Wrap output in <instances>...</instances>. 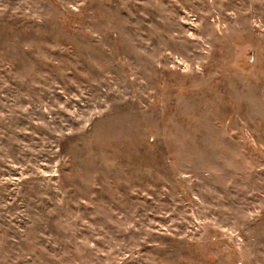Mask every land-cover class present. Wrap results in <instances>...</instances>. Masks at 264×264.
<instances>
[{"label": "rangeland", "instance_id": "rangeland-1", "mask_svg": "<svg viewBox=\"0 0 264 264\" xmlns=\"http://www.w3.org/2000/svg\"><path fill=\"white\" fill-rule=\"evenodd\" d=\"M0 264H264V0H0Z\"/></svg>", "mask_w": 264, "mask_h": 264}]
</instances>
